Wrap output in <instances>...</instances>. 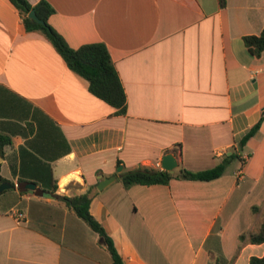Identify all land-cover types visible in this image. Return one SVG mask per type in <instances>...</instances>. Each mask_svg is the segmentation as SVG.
Listing matches in <instances>:
<instances>
[{"label":"crops","instance_id":"1","mask_svg":"<svg viewBox=\"0 0 264 264\" xmlns=\"http://www.w3.org/2000/svg\"><path fill=\"white\" fill-rule=\"evenodd\" d=\"M28 1L54 8L49 23L71 48L107 46L127 108L120 114L94 96L0 0V133L12 140L0 176L16 187L0 192V264H113L98 233L64 203L38 186L18 189L20 179L51 178L59 196L90 192L91 212L126 264L263 258L264 243L241 244L240 236L264 220V52L254 56L244 41L264 30V0H226L224 8L220 0ZM168 153L176 175L233 158L210 182L124 185V173L158 170Z\"/></svg>","mask_w":264,"mask_h":264},{"label":"trees","instance_id":"2","mask_svg":"<svg viewBox=\"0 0 264 264\" xmlns=\"http://www.w3.org/2000/svg\"><path fill=\"white\" fill-rule=\"evenodd\" d=\"M20 13L24 26L28 32H39L46 37L54 46L57 52L67 63L68 67L89 82L90 92L103 100L107 104L124 114L127 108V95L123 87L120 76L116 70L111 54L104 43L86 44L78 49L71 48L65 38L52 27L49 23L50 17L54 14V8L47 2L41 1L33 6L28 0H9ZM220 6L226 7V0H220ZM35 10L36 15L42 23L29 17L31 11ZM245 44L252 54L260 57L264 52V30L260 35L244 38ZM263 119L254 126L240 143L243 147L248 140L255 136L261 128ZM12 144L11 137L0 133V155L3 156L6 147ZM230 156L223 160L219 165L212 169L200 172H191L181 169L179 174H173L166 170L137 169L126 172L122 175V181L126 187L133 185H168L174 179L181 177L191 181L210 182L220 178L230 160ZM8 184L11 188H16L13 183L6 182L0 176V185ZM30 186H38L40 194H51L54 198L64 203L65 206L73 211L80 219L98 235L101 243L107 248L112 257L113 264H126L120 256L113 239L108 235L104 226L94 217L91 212L92 198L90 192L81 196L64 197L56 194L57 181H18V189L21 193H26ZM254 212L257 208H253ZM241 244L260 245L264 243V220L257 232H249L240 236ZM252 264H264L263 258H252Z\"/></svg>","mask_w":264,"mask_h":264},{"label":"water","instance_id":"3","mask_svg":"<svg viewBox=\"0 0 264 264\" xmlns=\"http://www.w3.org/2000/svg\"><path fill=\"white\" fill-rule=\"evenodd\" d=\"M29 17L36 20L39 23H42V20H40L38 16L36 15L35 10L31 11V13L29 14ZM162 167L164 170L173 173L179 167V163L176 159V156L172 153L166 154L162 159ZM122 170H123L122 167H120L118 171L121 172ZM114 180H115V177L108 178L102 181L99 185V190H103L108 185H110L112 182H114ZM9 188H11V186L8 184L0 185V192L6 189H9ZM29 190L31 193H33L35 191V186H30ZM44 195L46 197L54 198L51 194H44Z\"/></svg>","mask_w":264,"mask_h":264},{"label":"built area","instance_id":"4","mask_svg":"<svg viewBox=\"0 0 264 264\" xmlns=\"http://www.w3.org/2000/svg\"><path fill=\"white\" fill-rule=\"evenodd\" d=\"M156 167H157L158 170H164L163 167H162V165H161V163H157L156 164ZM242 177H243L242 174H240L239 177H238V179L241 180ZM23 218H24V216L22 214H19L18 217H17L18 223H21L23 221Z\"/></svg>","mask_w":264,"mask_h":264}]
</instances>
